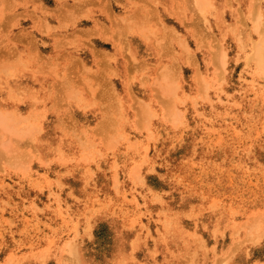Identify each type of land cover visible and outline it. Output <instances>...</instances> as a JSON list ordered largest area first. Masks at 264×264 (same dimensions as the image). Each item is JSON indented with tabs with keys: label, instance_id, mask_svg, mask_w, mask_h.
Wrapping results in <instances>:
<instances>
[{
	"label": "rangeland",
	"instance_id": "374dc122",
	"mask_svg": "<svg viewBox=\"0 0 264 264\" xmlns=\"http://www.w3.org/2000/svg\"><path fill=\"white\" fill-rule=\"evenodd\" d=\"M3 1L0 264H264V0Z\"/></svg>",
	"mask_w": 264,
	"mask_h": 264
},
{
	"label": "bare ground",
	"instance_id": "6f19581e",
	"mask_svg": "<svg viewBox=\"0 0 264 264\" xmlns=\"http://www.w3.org/2000/svg\"><path fill=\"white\" fill-rule=\"evenodd\" d=\"M5 1H6V0H5ZM0 2H1V0H0ZM2 2H4V1L2 0ZM200 3H201V1H200ZM0 4H2V3H0ZM149 4H150V3H148V5H149ZM257 5H258V4H257ZM3 6H5V9H6V7H8V6L5 5V4H4V5H0L1 8H4ZM151 6H152V5H151ZM256 8H257V7H256ZM1 11H3V10H1ZM1 13H2V12H1ZM255 13H256V11H255ZM255 13H254V15H255ZM138 14H140V13H138ZM256 14H257V13H256ZM0 15H1V14H0ZM3 15H4V13H3ZM3 15H2V16H3ZM133 15H134V14H133ZM146 15H147V14H146ZM150 15H151V14H150ZM254 15H253V17H255V18H254V20H253V21H254L253 23H255V20H256V18H257V17H256L257 15H256V16H254ZM2 16H0L1 19H2ZM140 16H141V14H140ZM151 16H152V15H151ZM145 18H146V17H145ZM258 19H259V18H258ZM143 20H145V19H143ZM146 20H147V19H146ZM146 20H145V22H146ZM142 22H144V21H142ZM142 22H141V23H142ZM144 24H146V23H144ZM144 24H143V25H144ZM262 24H263V23H262ZM147 26H148V25H147ZM263 26H264V25H263ZM256 27H257V24H255L254 28L256 29ZM258 27H259V26H258ZM258 27H257L256 30L259 29ZM262 28H263V27H262ZM260 29H261V28H260ZM262 30L264 31V29H262ZM258 31H259V30H258ZM171 32H172V31H171ZM121 34H122V33H121ZM170 34H171V33H170ZM261 36H262V34H261ZM162 37H163V36H162ZM122 39H123V38H122ZM124 39H125V38H124ZM120 41H121V40H120ZM124 43H125V42H124ZM122 44H123V43H122ZM263 45H264L263 40H259L258 42H255V45H254L255 47H254V48H255V50H256V52H255L256 55H255V56H257V58L259 57V56H258V55H259V50H260L261 48H263ZM124 47H125V45H124ZM126 47H127V46H126ZM14 49H15V48H14ZM15 51H16V50H15ZM260 51H262V49H261ZM263 51H264V50H263ZM263 51H262V52H263ZM262 52H261V53H262ZM261 53H260V54H261ZM263 54H264V52H263ZM262 56H263V59H264V55H262ZM221 59H222V58H221ZM258 60H260V59H258ZM222 61H223V59H222ZM260 61L262 62V60H260ZM1 63H2V62H1ZM4 63H7V62H4ZM162 85H163V84H162ZM163 86H165V85H163ZM163 89L166 90L165 87H163ZM170 112H172V111H170ZM171 114H172V113H171ZM173 115H174V114H173ZM173 115H172V116H173ZM1 116H2V115H1ZM3 117H4V116H3ZM1 118H2V117H1ZM5 119H6V118H4V120H5ZM12 120H13V119H12ZM9 121H10V120H9ZM6 123H7V122H6ZM0 124H2V123H0ZM3 124H4V121H3ZM7 124H8V123H7ZM4 125H5V124H4ZM10 128H11V127H10ZM3 129H4V127H3ZM5 129H6V128H5ZM8 129H9V128H8ZM9 130H10V129H9ZM9 130H8V131H9ZM16 130H17V129H16ZM10 131H13V130H10ZM14 132H16V134H18L17 131H14ZM1 144H3V142H2Z\"/></svg>",
	"mask_w": 264,
	"mask_h": 264
}]
</instances>
